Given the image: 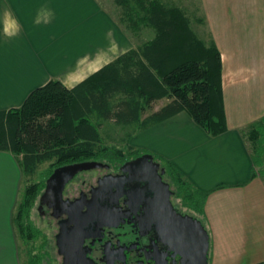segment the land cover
Instances as JSON below:
<instances>
[{"label":"crops","instance_id":"0c3cea01","mask_svg":"<svg viewBox=\"0 0 264 264\" xmlns=\"http://www.w3.org/2000/svg\"><path fill=\"white\" fill-rule=\"evenodd\" d=\"M194 1L190 13L175 6L200 24L221 18V43H213L221 53L227 128L211 136L180 112L136 131L127 143L157 153L208 193L200 217L209 236L208 264L211 250L213 264H264V183L244 133L264 116V0ZM141 43L99 0H0V111L19 108L50 81L73 89ZM167 102L154 101L141 120ZM13 157L0 152V264H21L12 216L22 172Z\"/></svg>","mask_w":264,"mask_h":264},{"label":"trees","instance_id":"16d2710c","mask_svg":"<svg viewBox=\"0 0 264 264\" xmlns=\"http://www.w3.org/2000/svg\"><path fill=\"white\" fill-rule=\"evenodd\" d=\"M114 1L121 8L116 20L121 29L134 36L149 29L152 39L73 89L50 81L32 91L19 108L0 111V152L15 157L24 178L12 216L15 233L23 240L30 241L36 235L29 216L41 187L28 180L41 165L48 164L52 170L91 159L124 161V151L135 153L137 149L129 145L119 149L109 144L105 137L110 127L127 128V141L136 131L185 112L211 136L227 128L221 95V53L213 41L200 39L185 11L164 4L165 0ZM161 99L167 104L141 120L154 101ZM112 121L114 126H106ZM247 134L252 165L261 177L264 116L249 127ZM165 168L179 197L183 196L197 217L198 213L202 216L208 193L193 188L171 164Z\"/></svg>","mask_w":264,"mask_h":264},{"label":"flooded vegetation","instance_id":"af4514ba","mask_svg":"<svg viewBox=\"0 0 264 264\" xmlns=\"http://www.w3.org/2000/svg\"><path fill=\"white\" fill-rule=\"evenodd\" d=\"M140 156L107 163L84 160L67 164L95 162L102 166L78 172L58 195L41 202L47 180L56 169L67 165L52 169L36 206L39 222L50 228L52 237L48 250L31 253L33 264H194L193 251L182 245L183 227L176 215L202 221L184 198L189 211L178 207L174 199L179 192L166 168L154 157L153 162L159 165L157 175L169 192L142 180L139 170L122 171L126 162Z\"/></svg>","mask_w":264,"mask_h":264},{"label":"rangeland","instance_id":"374dc122","mask_svg":"<svg viewBox=\"0 0 264 264\" xmlns=\"http://www.w3.org/2000/svg\"><path fill=\"white\" fill-rule=\"evenodd\" d=\"M99 1L103 5V7L105 9H107V11H109L113 15L115 20L119 19L120 14H121V8L118 7V5L115 3L114 0H99ZM193 1L192 0H182V2L180 1V3L177 1H175L173 3L175 5L181 6L183 9H185L186 12L190 13L191 7L194 6V4H195V1L194 2ZM164 3L167 5L168 1L165 0ZM189 19L191 21L192 30L200 39H202L206 43H208L210 41H216V43H218L220 46L221 39H222V37H221V18L220 17H215V18L203 20L202 24H200L199 22L197 23V20L194 18L190 17ZM127 35L129 38H131L133 40V42H139V41L146 42V41L152 39L153 32L149 29H142L141 33L138 36H134L130 32H128ZM248 130H249V128H246L244 131L245 140H246L247 147L249 148V150L252 151V149H251L252 145L249 142L250 140H249L248 134H247ZM128 131L129 130L127 128H109L108 136H106L105 139L108 142H110L109 143L110 145H114V146L118 147L119 149H126V147L129 144L127 143L126 140H124V137L126 136V133ZM102 135L105 136V132L102 133ZM124 152L126 154L125 160L131 159V158L137 156L138 154H141V155L150 154L156 160H158L163 167H167V164H168V161L165 160L164 158H161L157 153L149 151V150L146 151L142 148H137L135 153H133L131 155L129 154V152L127 153V151H124ZM98 161H103L106 163L108 162L107 160L102 159V158ZM263 162H264V159H263ZM263 167H264V164L262 163V168H261L262 171H263ZM48 170H49L48 164L41 165L37 169V171L34 173V175L29 178L28 183H35L38 186H40L41 190H42V187L44 185L46 177L52 171V170H49V172H48ZM23 179L24 178L22 175L21 184L19 187V195H20L21 189L25 185V184H23ZM261 181L264 183V174L263 173L261 175ZM173 187L176 190V187L175 186H173ZM37 198H36V201H35L32 209L30 211V216H29L31 227L33 230H35L36 235L30 241L23 240L21 237H19L17 235L21 264H33L34 263V257L32 256L31 253L34 250H48L47 245L49 247V239L51 240V237H52V231L50 230V228L47 227L45 223L42 224L38 220L37 211H36ZM174 201L178 204V207L181 210H184L186 212L189 211V209L186 208V204L183 200V196L176 197L174 199ZM195 215L197 216L196 213H195ZM199 217H202L201 213L200 214L198 213V218ZM208 257H209V252H208ZM211 260H212L211 262L213 264L212 250H211ZM208 261H209V259H208Z\"/></svg>","mask_w":264,"mask_h":264},{"label":"water","instance_id":"95a60500","mask_svg":"<svg viewBox=\"0 0 264 264\" xmlns=\"http://www.w3.org/2000/svg\"><path fill=\"white\" fill-rule=\"evenodd\" d=\"M100 166H102L100 163L85 162L56 169L47 180L45 191L41 196V202L48 199L49 196L58 195L63 185L78 172ZM158 167L159 165L153 162L152 155L144 154L132 161L126 162L122 167V171L133 172L139 170L143 175L142 180L148 181L150 185L156 183L157 186L164 189L165 192H169L168 185L163 183L160 176L157 175L156 169ZM167 206L173 211L169 201L167 202ZM176 216L183 227V233H181L182 245L187 250L193 251L194 264H208L209 236L205 227L200 221L189 216Z\"/></svg>","mask_w":264,"mask_h":264}]
</instances>
